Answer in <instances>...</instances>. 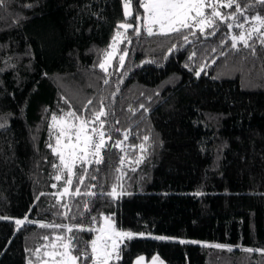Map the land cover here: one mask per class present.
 <instances>
[{
  "label": "trees",
  "instance_id": "obj_1",
  "mask_svg": "<svg viewBox=\"0 0 264 264\" xmlns=\"http://www.w3.org/2000/svg\"><path fill=\"white\" fill-rule=\"evenodd\" d=\"M141 2L4 0L0 6V264H43L50 259L45 246L57 235L75 237L76 254L81 241L96 234L79 227H102L105 216L120 231L205 243L127 238L121 258L110 264L139 258L264 264V44L254 33L251 48L231 47V37L250 29L254 15L264 17V5L237 0L241 11L247 9L243 16L223 9L245 29H228L232 20L217 19L215 35L208 28L148 36ZM125 3L133 9L129 18ZM122 23L133 27L125 31ZM118 32L124 41L105 72L99 65ZM101 108L107 113L100 118L102 162L77 164L71 185L66 171L55 180L51 117L69 111L90 117ZM64 187L69 192L61 195ZM113 188L115 196L109 195ZM22 218L73 231L18 228L12 219Z\"/></svg>",
  "mask_w": 264,
  "mask_h": 264
},
{
  "label": "snow or ice",
  "instance_id": "obj_2",
  "mask_svg": "<svg viewBox=\"0 0 264 264\" xmlns=\"http://www.w3.org/2000/svg\"><path fill=\"white\" fill-rule=\"evenodd\" d=\"M260 5H264V0H256ZM4 0H0V6H3ZM251 6V5H249ZM129 5L125 4V15H131L128 11ZM138 7H142L144 11L143 20L145 21L144 28L148 36L153 35H170L173 33H181L182 30L197 29L201 33H204L206 29L211 28L212 32L209 35H215L218 30L219 25L216 23L218 19L221 23H227L230 19L233 23H227V28L231 29L237 27L240 29H245V23L237 21L236 16L230 13H222L221 8L233 9L239 12L240 15H244V9L241 11L240 4L237 0H142L138 4ZM206 9H210L206 13ZM254 23L251 24L250 29H245V31L240 32L238 35H233L232 48H237L238 43L242 44L245 48H251L249 44V39L255 33L257 38L260 40L261 44H264V32L260 30L264 28V17L256 14L252 18ZM244 21H248V17H244ZM122 29L132 28V24L122 23L119 26ZM136 35L140 34L139 29L136 30ZM195 35V32H191ZM121 33H117V39H120ZM185 40L188 39L187 35L183 37ZM130 42V41H129ZM254 52V49H252ZM115 42L112 46L111 52L105 53V58L99 67L107 72L106 65L110 63L111 59L116 54ZM127 53H123L119 56V65L122 68L124 64V57ZM203 69H201L202 71ZM199 75V73H197ZM108 81L105 80V83ZM91 104V100L88 101ZM131 111V109H129ZM107 113L101 108L100 110L93 113L90 117H84L77 115L75 112L69 111L64 114V116L58 118L56 115L51 117L52 127L58 129L55 136V145L49 144L48 147L51 148L52 152L57 156L59 160L58 165H54L59 170V174L54 177L55 180H61L65 171L68 174V179L65 181L67 185L72 184L71 177L76 175L74 169L77 164L83 166L84 164H91L93 162L99 164L102 162V157L100 156L101 148L105 144V133L100 129L104 127V121L100 118L106 116ZM98 127H91L93 124H97ZM118 123V121H117ZM3 125H0L2 127ZM97 139H93V137ZM125 139H127V134H125ZM111 139V137H108ZM145 140L148 137L144 138ZM121 141H116L113 146L120 147ZM141 150H145L144 145H140ZM137 163L140 161L137 160ZM123 163V161H121ZM86 176V171L81 168V173L79 174L78 182L80 184L84 183V177ZM95 179V177H93ZM55 187V185H53ZM90 187H94L91 186ZM69 192L68 187H64L63 193L61 195ZM80 189L75 190L74 195H80ZM84 195H94V193L86 192ZM109 195L115 196L116 189L113 188ZM87 208V205H85ZM93 223L96 222L95 217H91ZM17 225L24 223L23 220H16ZM42 228H65L66 233H71L73 231L72 227L67 225H53V224H43L39 225ZM80 231H89L97 233L94 239L90 241H81L83 247L79 252L73 254L75 251V246L72 241L75 237H69L65 235L55 236L54 242L51 245H46L49 251L45 252L44 255L49 257V260H45L43 264H78V261L84 260L88 264H110V262L115 258L119 260V244L117 241H122L124 238H133V233L128 231H117L115 223L112 221L111 217L105 216L103 218V226L99 228H88L84 229L82 226L79 227ZM143 235V234H141ZM154 239L166 240L167 237H153ZM45 240L48 239L47 236L44 237ZM59 243V247L56 242ZM180 243H185L186 241L180 240ZM195 243L194 241H190ZM90 246V251L88 248ZM211 247L217 249H226L227 251H233V247L229 245L215 244ZM62 249V250H60ZM245 252H252L251 248H244ZM261 251V250H257ZM39 255V249L36 252ZM58 257V259H57ZM31 264V261H29Z\"/></svg>",
  "mask_w": 264,
  "mask_h": 264
},
{
  "label": "rangeland",
  "instance_id": "obj_3",
  "mask_svg": "<svg viewBox=\"0 0 264 264\" xmlns=\"http://www.w3.org/2000/svg\"><path fill=\"white\" fill-rule=\"evenodd\" d=\"M125 4H126V3H125ZM125 4H124V14H125ZM127 4L129 5V7H128V11L131 13V15H125V16H126L127 18H129V17H131V16L133 15V9H132L131 4H129V3H127ZM223 9H224V8H221V9H220V11H221L222 13H224V12H223ZM209 11H210V9H206V13L209 12ZM144 24H145V22H144ZM145 32H146V30H145ZM123 41H124V39H123L122 35H121L120 39H117V34H116V36H115V38H114V40H113V43L115 42V47H116V50H117V51H116L115 56L111 59L110 63L106 65L107 70L113 65V62H114L116 56L118 55V50H119L120 44H122ZM113 43H112V45H111V49H110L109 52L112 51ZM124 60H125V57H124ZM54 129H55V128H54ZM55 130H56V132H58V129H55ZM93 139L95 140V136L93 137ZM16 220H23V221H24L23 224H21V225H17L18 228L22 227L24 224H37V225H40L41 223H43V224H48L47 222H44V221H41V220H33V219H30V218L12 219V221H14V222H15ZM112 221L114 222L113 219H112ZM114 223H115V222H114ZM116 229H117V228H116ZM117 231H120V230L117 229ZM96 234H97V233H96ZM96 234H95V236H96ZM133 237H141V238H150V239H154L153 237H167V236L145 235V234L141 235V234H134V233H133ZM167 238H168V239H166V240H159V239H154V240H159V241H180V240H184V241H186L185 243H191L190 241H194L195 243H192V244H199V245L205 244V243L202 242V241L191 240V239H180V238H175V237H167ZM126 239H127V238H124L122 241H117V243L119 244V249H120V247L122 246V244L124 243V241H125ZM61 250H62V249H61ZM57 259H58V257H57ZM113 260H115V258H114Z\"/></svg>",
  "mask_w": 264,
  "mask_h": 264
},
{
  "label": "crops",
  "instance_id": "obj_4",
  "mask_svg": "<svg viewBox=\"0 0 264 264\" xmlns=\"http://www.w3.org/2000/svg\"><path fill=\"white\" fill-rule=\"evenodd\" d=\"M135 264H162L158 260L147 261L145 258H139L135 261Z\"/></svg>",
  "mask_w": 264,
  "mask_h": 264
},
{
  "label": "built area",
  "instance_id": "obj_5",
  "mask_svg": "<svg viewBox=\"0 0 264 264\" xmlns=\"http://www.w3.org/2000/svg\"><path fill=\"white\" fill-rule=\"evenodd\" d=\"M95 139H97V137H95Z\"/></svg>",
  "mask_w": 264,
  "mask_h": 264
}]
</instances>
